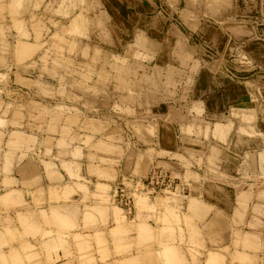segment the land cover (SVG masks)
Here are the masks:
<instances>
[{
    "label": "rangeland",
    "instance_id": "rangeland-1",
    "mask_svg": "<svg viewBox=\"0 0 264 264\" xmlns=\"http://www.w3.org/2000/svg\"><path fill=\"white\" fill-rule=\"evenodd\" d=\"M241 3V0H0V164L2 161L8 164L11 153H23L26 145L34 144L35 140L28 142L25 134L60 132V139L67 140L69 146L79 142L87 150L93 139L72 138L73 127L76 132L100 134V130L110 126L118 134L127 133L128 152L135 142L139 145L134 148L143 149L146 146L143 136H153L155 131L151 126L136 127V123L148 125L151 122L148 117L156 109L161 111L175 105L180 115L185 111L188 115L195 113L194 122H199L197 133L211 145L204 170L209 176L203 178L204 182L255 183L254 190L260 194L257 198L264 201V86L260 87L263 91L249 88L253 102L246 110L229 106L221 116L207 119L198 118L202 110L191 97L196 80L205 72H209L213 82H218L214 79L217 72L231 82H243L247 76L242 73L254 65L253 72H259V80L264 83V62L253 64L247 58L246 42L237 39L234 44L231 42L236 23H258L264 17L263 11L258 10L253 16L242 18L238 11ZM223 50L229 57L219 58L224 55ZM224 63L226 69L222 70ZM104 117L107 123L103 122ZM44 142L47 146L49 140ZM35 146L31 147L33 151ZM247 149L251 155L244 153ZM198 163L200 168L203 164ZM182 167L186 171L185 180L178 176L180 180L200 181L190 164ZM243 191V188L231 190L227 196L242 213H247L252 199ZM103 200L118 213L123 224L128 222L136 228L138 217L130 222L122 210L109 204L107 194ZM188 200L189 214L195 215L203 208L195 199ZM145 202L151 203L146 197L136 200L137 211L148 208ZM183 202L182 198H157L151 210H167L173 204L178 213L172 211L169 225L189 230L191 219L180 214ZM253 210L261 216L257 206ZM13 213L7 209L0 212V264H62L57 246H48L54 238L63 244L72 241L77 245L73 251L68 246H59L64 259L72 257L66 264H93L88 259L92 249L84 246L86 243L79 236L33 234L27 235L33 242L25 243L21 236L9 233ZM240 216L236 211L232 218L224 219L229 246L200 254L198 260L192 258L191 262L202 264L208 259V264H215L217 258L218 264H264V246L248 234L255 226L246 224L247 218ZM199 225L205 228L210 221ZM179 232L181 238L182 230ZM125 235L117 231L112 237L125 239ZM147 242L152 246L151 240ZM17 243L21 245L15 246ZM121 246H114L118 256L122 255ZM242 246L251 256L243 254ZM101 247L96 246V252L104 262ZM163 259L168 264H178L174 258Z\"/></svg>",
    "mask_w": 264,
    "mask_h": 264
},
{
    "label": "crops",
    "instance_id": "crops-1",
    "mask_svg": "<svg viewBox=\"0 0 264 264\" xmlns=\"http://www.w3.org/2000/svg\"><path fill=\"white\" fill-rule=\"evenodd\" d=\"M241 1L238 11L242 18L253 16L258 10L264 13V3L255 0ZM257 22L236 23L232 33L233 41L231 40L233 44L236 39L246 42L245 52L247 58L253 60V64H257V61L264 62V17ZM223 53L224 55H220L219 58L229 57L226 50H223ZM225 64L222 70L226 69ZM254 68L253 65L245 69L242 74L247 77L243 78L245 80L243 82H231L219 72L214 78L218 82H213L209 78V72L204 74L201 72V77L196 80L195 88L191 91V97L202 110V115L198 118L219 117L229 106L237 107L238 110L251 107L253 101L249 97V88L263 91L261 88L264 86L259 80V72H253ZM194 117L195 113L190 112L188 115L186 111L180 115L175 105L162 108L161 111L156 109V112L149 115L148 119L151 122L148 125L136 123V127L139 128L153 127L154 135L143 136V143H146L143 149L134 148L139 145L138 142L131 143L130 153L125 147V144L129 143L126 140L127 133L123 131L118 134L110 126L100 130V134L76 132L73 127L72 138L93 139L87 150L85 145L79 142L71 143L69 146L67 140L60 139L59 131L51 135L23 134L28 142L35 140L34 144L31 142L29 147L26 145L23 153H11L8 164L3 161L0 164V191H3V194H0V212L6 209L14 212V222L8 227V232L21 236L25 243L33 242L30 239L32 237L27 236L33 234L79 236L85 241L84 246L92 249L93 252L91 251L88 259L93 264H113L114 261H118L119 264H166L164 256L174 258L178 264H193L192 258L198 260L200 254L215 252L229 246L224 219L232 218L237 211L243 218H247L246 224L255 226L248 234L258 238L260 241L258 240L257 244L264 246V201L257 198L260 196L254 190L257 184H248L245 181L246 184H242L243 181H238L232 185L228 182H225L226 185L222 184L224 182L209 185L204 182L203 178L207 179L209 176L207 173L204 174V170L211 145L197 133L198 121L194 122L196 119ZM160 118L163 121H160ZM103 119V122L107 123L105 122L107 118ZM101 121L100 123H103ZM246 137L249 140L250 136ZM45 139L49 140L47 146L44 145ZM112 139H122L123 142H114ZM135 139L137 141V138ZM6 143L7 140L4 144ZM33 145H36L34 151L31 148ZM106 150L109 152L105 153ZM122 152L125 153L121 154ZM224 152L226 153V150ZM244 153L251 155L249 149ZM21 157L24 159L19 161ZM199 161L203 164L200 168ZM186 163L197 171L200 181L191 180L185 183L186 171L182 166ZM151 167L167 172L175 180V186L171 191L157 196H152L146 191L140 180ZM178 176L180 178L182 176L184 180H180ZM117 186L132 192L135 202L140 197H146L151 202L148 204L145 202L148 208L141 211H137L135 203L134 214L128 219L132 222L131 220L138 217L136 228L129 226L128 222L123 224L118 213L103 203L107 194L109 204L120 210L110 200ZM249 187H252V190ZM227 188L229 190H226ZM238 188H243L246 197L252 199L251 208L247 213H242L236 203L227 196V192L231 190L235 192ZM6 194L9 197L4 200ZM164 197L183 199L180 214L191 219L189 230L184 226L177 228L175 224L169 225L172 211L178 213L173 204L167 210L164 208L151 210L154 201ZM188 199H195L203 208L195 212V215L189 214ZM256 206L257 210L260 208L258 211L261 216L254 214L253 208ZM191 211L194 212L192 209ZM123 215L127 218L124 213ZM202 221H210V225L204 228L199 225ZM179 230H182L181 238ZM117 231L125 232V239L113 238L112 235ZM58 240L60 239H52L48 246H57V256L61 258L62 264H66L72 257L64 259L63 252L58 249L59 246H68L67 248L73 251V246L77 245L71 240L67 244ZM149 240L152 241V246L147 242ZM24 242L21 244H25ZM21 244L17 243L15 246ZM117 244L123 245L120 256L115 254L114 246ZM96 246H102L104 262L101 261V254L96 252ZM243 248H239V254ZM244 250V255L251 256L246 253L249 252L248 249ZM211 255L215 256L214 253ZM210 259L213 260V257ZM207 261L208 259H205L202 264H208ZM215 264H218L217 258Z\"/></svg>",
    "mask_w": 264,
    "mask_h": 264
},
{
    "label": "built area",
    "instance_id": "built-area-1",
    "mask_svg": "<svg viewBox=\"0 0 264 264\" xmlns=\"http://www.w3.org/2000/svg\"><path fill=\"white\" fill-rule=\"evenodd\" d=\"M140 181L142 186L152 196L169 192L175 186V180L167 172L153 167ZM110 200L113 205L122 210L125 216L129 218L133 216L135 201L132 192H128L122 187L117 186L113 190Z\"/></svg>",
    "mask_w": 264,
    "mask_h": 264
}]
</instances>
